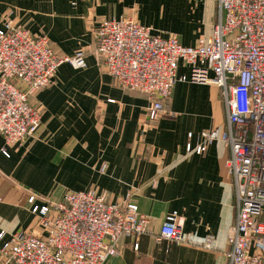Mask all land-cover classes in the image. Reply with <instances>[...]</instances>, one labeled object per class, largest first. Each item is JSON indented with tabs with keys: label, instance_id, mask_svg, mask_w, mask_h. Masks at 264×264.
Wrapping results in <instances>:
<instances>
[{
	"label": "crops",
	"instance_id": "1",
	"mask_svg": "<svg viewBox=\"0 0 264 264\" xmlns=\"http://www.w3.org/2000/svg\"><path fill=\"white\" fill-rule=\"evenodd\" d=\"M217 15L216 0H0V27L10 16L46 34L60 56L83 51L87 61L84 68L63 62L53 83L35 94L42 118L34 135L7 144L0 134V247L18 230L42 234L36 204L94 189L111 202L129 193L149 217V231L122 237L120 254L105 264H228L237 215L230 148L216 141L203 153L187 152L201 131L224 126L220 87L176 83L169 111L149 123L148 95L117 86L95 55V30L103 19L133 18L154 34L196 45L211 37ZM188 71L181 62L179 73ZM42 188L55 196L43 195ZM174 212L182 222L181 243L159 238ZM0 264H8L1 254Z\"/></svg>",
	"mask_w": 264,
	"mask_h": 264
},
{
	"label": "built area",
	"instance_id": "2",
	"mask_svg": "<svg viewBox=\"0 0 264 264\" xmlns=\"http://www.w3.org/2000/svg\"><path fill=\"white\" fill-rule=\"evenodd\" d=\"M216 2L218 15L208 40L185 45L178 36L154 34L133 18L103 19L95 30V55L117 86L148 95L149 123L169 111L176 83L220 87L224 126L201 131L187 152L203 153L216 141L230 148L227 166L237 215L228 238V264H264V0ZM65 61L75 68L87 66L83 51L62 57L46 34L5 18L0 27V134L7 144H21L39 128L42 107L33 97L53 83ZM181 62L188 72L179 73ZM129 195L111 202L94 189L72 190L61 201L36 204L32 211L42 234L18 230L0 254L8 264H105L120 254L122 237L149 231V217ZM177 217L174 212L162 224L160 239L184 241ZM212 241L208 236L205 246Z\"/></svg>",
	"mask_w": 264,
	"mask_h": 264
},
{
	"label": "rangeland",
	"instance_id": "3",
	"mask_svg": "<svg viewBox=\"0 0 264 264\" xmlns=\"http://www.w3.org/2000/svg\"><path fill=\"white\" fill-rule=\"evenodd\" d=\"M41 193L43 194V195H45V196H51V197H54L55 196V194H54V191H53V189H49V188H42L41 189ZM34 207V206H33ZM33 209V208H32Z\"/></svg>",
	"mask_w": 264,
	"mask_h": 264
}]
</instances>
